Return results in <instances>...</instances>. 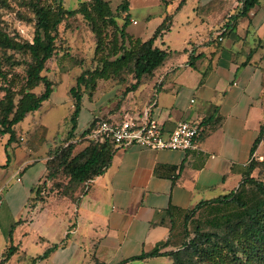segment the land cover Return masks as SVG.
<instances>
[{"label": "crops", "instance_id": "obj_1", "mask_svg": "<svg viewBox=\"0 0 264 264\" xmlns=\"http://www.w3.org/2000/svg\"><path fill=\"white\" fill-rule=\"evenodd\" d=\"M261 1L249 19H239L233 31L220 40L217 36L223 19L233 13L237 3L218 22L200 19L198 27L193 25L195 35L187 33L189 36L179 46L167 38L175 27L174 17L183 7L176 9V5L168 15V30L155 41L159 49L172 55L152 77L122 95L119 103H107L114 87L102 97L97 96V89L91 98L81 99L98 113L84 115L81 107L75 136L95 118L109 116L116 121L148 115L157 121L164 135L180 122L195 124L201 131L195 149L117 147L107 168L88 183L76 204L50 196L31 211L28 199L46 181L50 157L44 155L41 146H23L27 158L15 172V181L21 184L25 173L31 180L13 193L18 194L17 209L24 207L26 213L12 221L6 242L0 246V262L10 245L18 250L3 264H30L29 258L41 256L46 245H56L35 264H149L161 257L134 258L166 242L182 225L185 214L199 203L236 189L246 164L262 156V143L251 153L264 122V70L259 63L264 51ZM184 25L189 27L190 21ZM189 56L196 57L192 66L188 65ZM9 146L17 149L14 142ZM35 220H39L38 231L34 232L36 241L41 237L46 243L39 244L41 254L31 256L21 243H14L11 228L21 224L30 227ZM165 250L167 247L161 251Z\"/></svg>", "mask_w": 264, "mask_h": 264}, {"label": "trees", "instance_id": "obj_2", "mask_svg": "<svg viewBox=\"0 0 264 264\" xmlns=\"http://www.w3.org/2000/svg\"><path fill=\"white\" fill-rule=\"evenodd\" d=\"M42 0H24L33 16L35 35L29 41H17L0 27V52L4 55L6 51L16 54L26 55L28 60L24 65L23 87L15 91L11 83L6 79L5 74L0 77L4 81L0 85V90L4 93L0 100V137L8 136L5 148L15 139V127L22 123L29 114L37 112L42 104L49 100L52 94V82L42 75L45 63L51 59L57 50V41L60 40L59 26L67 19L82 16L89 23L91 31L95 36V54L107 49L105 55H98L97 66L90 71L82 72L76 79L75 85L70 88L69 93L73 98V110L71 114V127L68 132L70 143L50 154L47 161V175L43 184L34 191V196L28 199V210L33 209L42 193L41 189L47 182L54 180L55 172L61 173L67 178L66 187L69 192L83 190L86 192L88 183L95 177L102 174L110 163L111 157L117 147L109 140L102 142L88 141L87 145L76 154H73L75 143L79 135L86 139L87 135L94 128L95 124L102 120H109V116L95 118L89 126L78 136L74 137L77 118L81 108L83 90L93 89L97 80H109L117 78L123 81L130 78L132 84L130 91L134 90L145 79L152 77L154 72L171 57V52L159 49L155 41L159 39L169 28L171 16H165L162 23L155 29L153 34L147 39H128L129 48L118 45L117 32L119 37H125V29L129 24L130 15L128 13V3L125 1L116 8L123 16V24L118 28L115 17L109 5L104 0H89L79 4L75 10H67L63 7L61 0H58L54 8L44 5ZM237 5L233 13L223 19V25L217 39L233 31L237 21L241 18L250 17V13L256 9L260 0H235ZM162 6L171 4L168 0H160ZM185 0H179V9ZM100 22L99 26L97 22ZM109 26L113 28L111 39L105 44L102 40L103 28ZM107 47V48H106ZM2 54L0 55V69L2 67ZM114 57L113 60H109ZM196 57L189 56V66ZM8 61V59H7ZM100 65V66H99ZM42 85L43 90L38 94L32 92L33 89ZM17 98V100H15ZM197 129V136L200 135ZM264 140V122L260 126L258 135L251 149L253 154L260 142ZM263 163L257 158H252L241 174L239 185L228 194L218 196L206 202H201L193 209L189 210L182 221V225L174 230L168 240L155 246L150 252L144 253L134 259H144L153 257H165L173 264H226V258L233 264H264V184L253 176V172ZM5 167V166H1ZM244 189L251 190L256 199H245L247 196ZM82 193V194H83ZM236 206L241 209V213L233 221H226L218 224L221 228L218 232H197L193 238H188L189 234L185 230L186 224L196 210L219 209L226 206ZM184 230L186 241L181 242L179 248H175V240L181 231ZM37 244L44 245L46 241L38 237ZM167 250L161 251L163 248ZM56 248V245H46L43 254L35 258H29L30 264L45 259L49 253ZM18 250L17 246L10 245L3 264L9 257ZM241 254V256H238ZM94 264H102L94 261Z\"/></svg>", "mask_w": 264, "mask_h": 264}, {"label": "rangeland", "instance_id": "obj_3", "mask_svg": "<svg viewBox=\"0 0 264 264\" xmlns=\"http://www.w3.org/2000/svg\"><path fill=\"white\" fill-rule=\"evenodd\" d=\"M109 5L112 14L115 17L116 24L120 28L123 24V14L116 11V8L125 1L128 3V13L130 15L129 24L125 29V37H119L117 32L118 45L123 43V46L129 48L128 39L140 37L146 39L150 36L154 28L162 20V17L171 14L178 5L179 0H168L172 4L164 7L160 0H104ZM44 5L54 8L58 0H42ZM89 2V0H61L63 7L67 10H75L79 4ZM236 4L235 0H186L183 7L174 17V29L169 31L168 39H171L173 45L179 46L182 40L193 33V25L197 27L200 25V19H207L208 21L218 22L221 18L232 11ZM261 7L264 8V0L261 1ZM135 24H133V21ZM190 21L189 27L185 26V21ZM100 26L101 23L98 21ZM181 24H183L181 26ZM204 25V24H203ZM0 27L7 32L12 38L17 41H31L35 35V26L33 16L25 7L24 0H0ZM113 28L106 26L103 28L102 40L106 44L111 39V32ZM60 40L57 41V50L55 55L45 63V69L42 72L48 80L52 82V94L48 101L44 102L41 108L25 117L24 121L15 127L14 143L17 144V149L13 150L8 145L5 148L8 136L0 137V246L5 241L7 231L11 227L12 221H16L23 217L26 213V208L17 209L18 194H14L15 188L26 187L31 180L30 177L23 175L22 183H16L15 172L23 167L24 161L27 158V151L23 150V146L32 145V147L43 150L44 155L51 157L50 154L61 148H65L70 143L68 132L71 127V114L73 110V98L69 93L70 88L75 85L77 77L84 71L93 70L97 66L98 55H105L107 49L95 54L96 40L91 31L89 23L80 15H76L67 19L59 26ZM188 33V34H187ZM188 35V36H187ZM159 47L161 43H157ZM107 48V47H106ZM2 53L0 52V55ZM8 59V61H7ZM111 57L109 60H113ZM28 60L26 55L16 54L12 51H6L2 54V67L0 75L5 74L6 79L11 83L12 88L17 91L23 87L24 63ZM259 63L264 70V51ZM100 66V65H99ZM4 81L0 77V85ZM132 84L130 78H124L123 81H118L117 78L109 80H97L93 89L83 90V98H91L92 93L98 89L97 96L102 97V93L110 92L109 88L114 87L113 96L107 103L117 102L118 99L128 91ZM43 90L42 85L32 90L33 93L38 94ZM3 92L0 90V100L3 97ZM17 100V98L15 99ZM83 103V102H82ZM81 107L84 106V115H97L98 109L92 108L85 101ZM74 137L75 134H73ZM79 135V134H78ZM88 139H84L81 135L78 136L75 150L73 154L81 151L88 143ZM71 142L75 143L74 140ZM260 152L262 156L257 157L261 163L254 172L253 176L258 181L264 184V140H262ZM23 151V152H22ZM5 166V167H1ZM15 174V175H14ZM54 180L47 183L43 189L38 201L32 205L31 211L39 204L46 202L50 196L63 199L66 204H76L77 199L82 195L83 190H76L69 192L66 187L67 178L63 174L55 172ZM245 195L252 200L256 199L255 194L251 190H245ZM249 203V202H248ZM29 213V211H28ZM241 213V209L236 206H226L219 209H200L196 210L186 224L185 230L188 232V238H193L197 232H218V224H224L226 221L235 220ZM27 216L25 220L27 221ZM36 221V220H35ZM39 220L33 226L18 225L12 227V238L14 243H21L24 251L34 256L41 254V246L37 243L34 232L38 231ZM184 230L178 235L175 240V248H179L181 242L186 241ZM241 256V254H238ZM87 260V259H86ZM226 264H233L232 261L226 258ZM78 263V260H77ZM139 264V263H135ZM149 264H173L171 261L163 257L153 259Z\"/></svg>", "mask_w": 264, "mask_h": 264}, {"label": "built area", "instance_id": "obj_4", "mask_svg": "<svg viewBox=\"0 0 264 264\" xmlns=\"http://www.w3.org/2000/svg\"><path fill=\"white\" fill-rule=\"evenodd\" d=\"M197 129L195 124L180 122L168 135H164L156 120L142 115L116 121H99L86 138L96 142L109 140L116 147L137 145L151 150L188 151L196 148Z\"/></svg>", "mask_w": 264, "mask_h": 264}]
</instances>
